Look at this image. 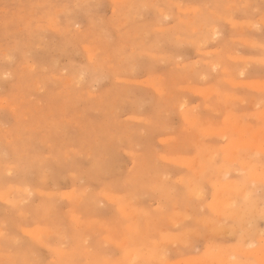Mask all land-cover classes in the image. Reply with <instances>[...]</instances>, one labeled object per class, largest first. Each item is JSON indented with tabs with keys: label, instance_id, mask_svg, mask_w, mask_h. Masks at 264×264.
<instances>
[{
	"label": "rangeland",
	"instance_id": "374dc122",
	"mask_svg": "<svg viewBox=\"0 0 264 264\" xmlns=\"http://www.w3.org/2000/svg\"><path fill=\"white\" fill-rule=\"evenodd\" d=\"M166 1L0 0V264H264V151L226 145L236 122L264 143V0ZM218 180L251 187L240 217Z\"/></svg>",
	"mask_w": 264,
	"mask_h": 264
},
{
	"label": "bare ground",
	"instance_id": "6f19581e",
	"mask_svg": "<svg viewBox=\"0 0 264 264\" xmlns=\"http://www.w3.org/2000/svg\"><path fill=\"white\" fill-rule=\"evenodd\" d=\"M123 1H124V0H123ZM165 1H166V0H165ZM167 1H168V0H167ZM167 1H166V2H167ZM254 2H255V1H254ZM168 5H169V4H168ZM171 5H172V4H171ZM175 5H176V3H175ZM236 5H237V4H236ZM176 6H177V5H176ZM234 9H235V8H234ZM227 10H228V8H227ZM229 10H230V9H229ZM187 11H188V10H187ZM189 11H190V10H189ZM177 12H178V11H177ZM236 12H237V10H236ZM257 12H258V11H257ZM178 13H179V12H178ZM244 13H245V12H244ZM253 15H254V13H253ZM163 16H164V15H163ZM225 18H227V17H225ZM228 19H229V18H228ZM222 20H223V19H222ZM224 21H225V19H224ZM189 22H190V21H189ZM191 22H192V21H191ZM258 22L260 23L261 21H258ZM236 23H237V22H236ZM253 23H254V22H253ZM263 24H264V23H263ZM257 26H258V25H257ZM213 27H214V26H213ZM248 27H249V26H248ZM248 27H247V28H248ZM67 28H68V27H67ZM185 28H186V27H185ZM189 28L191 29V27H189ZM208 28H209V27H208ZM234 28H235V27H234ZM254 28H255V27H254ZM158 29H159V28H157V30H158ZM54 30H55V29H54ZM160 30H161V28H160ZM239 30H240V29H239ZM245 30H246V29H245ZM254 30H255V29H254ZM209 31H210V30H209ZM256 31H257V30H256ZM258 32H259V31H258ZM236 33H237V32H236ZM243 33H245V32H243ZM253 33H254V32H253ZM211 34H212V33H211ZM215 35H216V34H215ZM217 35H218V34H217ZM246 35H247V34H246ZM246 35H245V36H246ZM210 37H211V36H210ZM255 37H256V36H255ZM212 39H213V38H212ZM205 40H206V39H205ZM182 41H183V40H182ZM210 41H211V40H210ZM190 42H191V41H190ZM212 42H213V41H212ZM251 42H252V41H251ZM194 44H195V43H194ZM246 44H247V47H248L250 43H249V44L246 43ZM252 44H253V43H252ZM252 44H251V45H252ZM232 45H233V44H232ZM197 46H198V45H197ZM237 46H238V45H237ZM240 46H241V45H240ZM243 46H244V45H243ZM254 46H255V45H254ZM254 46H253V47H254ZM244 47H245V46H244ZM249 47H250V46H249ZM249 47H248V49H249ZM83 48H84V47H83ZM90 49H91V48H90ZM251 49H252V48H251ZM211 51H212V50H211ZM232 51H233V50H232ZM208 52H209V50H208ZM212 52H213V51H212ZM212 52H211V53H212ZM235 53H237V52H235ZM206 54H207V53H206ZM238 54H239V53H238ZM139 55H140V54H139ZM162 55H163V54H162ZM88 57H89V56H88ZM165 57H166V56H165ZM89 58H90V57H89ZM229 58L231 59V57H229ZM233 58H234V57H233ZM233 58H232V59H233ZM168 59H169V58H168ZM232 59H231V60H232ZM235 59H236V58H235ZM251 59H252V58H250V60H251ZM259 59H260V58H259ZM259 59H257V60H259ZM236 60H238V59H236ZM241 60H242V59H241ZM247 60L249 61V59H246L245 61H247ZM252 60H253V59H252ZM255 60H256V59H255ZM253 61H254V60H253ZM262 61H263V60H262ZM262 61H261V62H262ZM191 62H192V61H191ZM250 63H252V62H250ZM104 64H105V63H104ZM206 64H207V63H206ZM256 64H257V63H256ZM256 64H255V65H256ZM187 66H188V65H187ZM210 66H211V65H210ZM261 66H262V65H261ZM106 67H108V66H106ZM227 68H228V67H227ZM244 68H245V67H244ZM263 68H264V67H263ZM213 69H214V68H213ZM181 70H182V69H181ZM246 70H247V69H246ZM190 71H191V70H190ZM219 71H220V70H219ZM222 71H223V70H222ZM241 72L243 73V71H241ZM231 75H232V74H231ZM238 75H239V74H238ZM241 75H242V74H241ZM243 75H244V74H243ZM151 76H152V75H151ZM233 76H234V75H233ZM238 77H239V76H238ZM161 79H162V78H161ZM202 79H203V78H202ZM239 79H240V78H239ZM225 80H226V79H225ZM227 80H228V79H227ZM232 80H233V79H232ZM127 82H128V81H127ZM135 82H136V81H135ZM237 82H238V81H237ZM254 82H256V81H254ZM139 83H140V82H139ZM229 83H231V82H229ZM234 83H235V82H234ZM239 83H240V82H239ZM248 83L250 84V82H248ZM260 83H261V82H260ZM260 83H258V84H260ZM158 84H159V83H158ZM227 84H228V83H227ZM236 84H237V83H236ZM253 84H255V83H253ZM238 85H240V84H238ZM146 87H147V86H146ZM174 87H175V86H174ZM177 87H178V86H177ZM181 87H182V86H181ZM181 87H179V88H181ZM249 87H250V86H249ZM162 88H163V87H162ZM196 88H197V87H196ZM184 89L187 90V91H189V90H188L189 88H188V89L184 88ZM197 89H199V88H197ZM211 89H212V88H209V91H210ZM166 90H167V89H166ZM190 90L192 91L193 88L190 89ZM212 90H215V88L212 89ZM212 90H211V91H212ZM194 91H195V90H194ZM194 91H192V92H194ZM199 91H200V90H199ZM203 91H204V90H203ZM211 91H210L209 93H211ZM200 93H201V92H200ZM209 93H208V94H209ZM215 93H216V92H215ZM83 94H84V93H83ZM216 94H217V93H216ZM226 94H227V92H226ZM206 95H207V94H206ZM209 95H210V94H209ZM209 95H208V96H209ZM214 95H215V94H214ZM92 96H93V95H92ZM95 96H96V95H95ZM204 96H205V95H204ZM235 96H236V95H235ZM96 97H97V96H96ZM127 97H128V96H127ZM160 98H161V97H160ZM230 98H231V97H230ZM263 98H264V97H263ZM216 99H217V98H216ZM1 100H2V99H1ZM130 100H131V99H130ZM204 100H205V99H204ZM209 100H210V98H209ZM228 100H229V98H228ZM231 100H232V99H231ZM238 100H239V99H238ZM131 101H132V100H131ZM163 101H165V100H163ZM168 101H169V100H168ZM181 101H183V100H181ZM235 101H236V100H235ZM183 102H184V101H183ZM211 102H212V101H211ZM214 102H216V101H214ZM227 102H228V101H227ZM263 102H264V101H263ZM163 103H164V102H163ZM261 103H262V102H261ZM173 104H174V103H173ZM232 104H233V103H232ZM240 104H241V102H240ZM183 105H184V104H183ZM202 105H203V104H202ZM240 106H241V105H240ZM174 107H175V106H174ZM233 107H234V106H233ZM235 107H236V105H235ZM176 108H177V107H176ZM207 108H208V107H207ZM228 108H229V107H228ZM9 109H10V108H9ZM187 110H188V109H187ZM189 110H190V109H189ZM211 110H212V109H211ZM214 110H215V109H214ZM262 110H263V109H262ZM234 111H235V109H234ZM175 112H176V111H175ZM209 112H210V111H209ZM259 112H260V111H259ZM263 112H264V111H263ZM263 112H262V114H263ZM171 113H172V112H171ZM186 113H187V112H186ZM215 113H216V112H215ZM165 114H166V113H165ZM192 114H193V113H192ZM230 114H231V113H230ZM262 114H261V115H262ZM232 115H233V114H232ZM232 115H231V116H232ZM259 115H260V114H259ZM229 116H230V115H229ZM229 116L227 115V116H224V117H225V118H226V117L230 118L231 116H230V117H229ZM235 116H236V115H235ZM263 117H264V115H263ZM263 117H262V118H263ZM184 118H185V117H184ZM228 118H227V119H228ZM146 119H147V118H146ZM187 119H188V118H186V120H187ZM137 120H138V119H137ZM147 120H148V119H147ZM196 120H197V119H196ZM210 120H211V119H210ZM228 120H229V119H228ZM232 120H234V117L232 118ZM232 120H230V121H232ZM237 120H238V119H237ZM237 120H236V121H237ZM262 120H263V119H262ZM66 121H67V120H66ZM115 121H116V120H115ZM234 121H235V120H234ZM239 121H240V120H239ZM194 122H195V121H194ZM211 122H212V121H211ZM211 122H210V123H211ZM240 122H241V121H240ZM207 123H208V122H207ZM233 123H234V122H233ZM241 123H242V122H241ZM211 124H212V123H211ZM236 124H237V125L235 126V127H236V130L238 131V133H240V134H239V138H238V139H233V137H232V138H230V139H231L230 141L227 139L229 142H228V141L226 142V145H227V143H230V144L232 143L231 145L233 146V148L237 149L236 152L233 151V152H234L233 155L236 156V154H237V157H238V159H239L241 156H238V153H237V152H238V149H239L240 147H241V148H244L245 146H248V147H251V146H252V147H254V148L257 149V150H258V149H261V150L264 151V143L261 141V139H258V138H259V135H260V132H259L258 130H259L260 128H259L257 131H255L256 133L253 132V134L255 133V134L253 135V136L255 137V141H250V140H253V139H250V140H249V139L247 138L246 133H245V130H244V129H245L244 126H243V127L240 126V125H239L240 123H237V122H236ZM202 125H203V124H202ZM202 125H201V126H202ZM251 127H252V126H251ZM229 128H230V127H229ZM248 128H250V126L247 127V129H248ZM209 129H212V131L214 130L213 128H210V127L208 128V130H207V127H206L205 130H206V131H210ZM215 129H216V127H215ZM220 129L223 131V133H224V130H225V129L228 130L227 127L223 128L224 130L222 129V127H221ZM250 129H251V128H250ZM250 129H249V130H250ZM195 130H196V129H195ZM218 130H219V129H217V131H218ZM221 130H219L218 132H217V131H213V133L210 132V134L212 133V134L214 135V133H217V136L220 137V134L222 133ZM230 130H231V129H230ZM230 130H229V131H230ZM249 130H248V131H249ZM0 131H1V130H0ZM82 131H83V130H82ZM199 131H200V130H199ZM220 131H221V133L218 134ZM231 131H232V130H231ZM263 131H264V130H263ZM141 132H142V131H141ZM200 132H202V131H200ZM195 133H196V132H195ZM203 133H204V132H203ZM206 133H207V132H206ZM208 133H209V132H208ZM226 133H228V131H226ZM229 133H230V132H229ZM251 133H252V132H251ZM224 134H225V133H224ZM229 135H231V134H229ZM251 135H252V134H251ZM224 136H225V135H224ZM227 136H228V135H227ZM194 137H195V136H194ZM215 137H216V136H215ZM261 137H263V136H261ZM166 138H167V137H166ZM196 138H197V137H196ZM223 138H224V137H223ZM163 139H164V138H163ZM168 139H169V138H168ZM128 141H129V140H128ZM163 141H164V140H163ZM163 141H162V142H163ZM167 141H168V140H167ZM170 141H171V140H170ZM195 142H196V141H195ZM224 142H225V141H224ZM196 144H197V143H196ZM228 145H229V144H228ZM228 145H227V146H228ZM206 146H208V145H206ZM221 146H222V145H220V147H221ZM227 146H226V147H227ZM200 147H201L200 152H202V148H203V147H202V146H200ZM210 147H211V146H210ZM226 147H225V148H226ZM238 147H239V148H238ZM248 147H246V148H248ZM223 148H224V147H222V149H223ZM228 148H229V147H228ZM233 148H232V150H233ZM246 148H245V149H246ZM254 148H253L252 150H254ZM204 149H206V148H204ZM204 149H203V150H204ZM212 149H213V146H212ZM229 149H230V148H229ZM245 149H244V150H245ZM209 150H210V149H209ZM213 150H214V149H213ZM219 150H220V149H219ZM232 150H231V151L229 150V151H230V153H228L229 155L232 153ZM240 150H241V149H240ZM252 150H251V151H252ZM257 150H255V151H257ZM204 151H205V150H204ZM226 151H227V149H226ZM248 151H249V149H248ZM248 151H247V152H248ZM208 152H210V151H208ZM214 152H215V151H214ZM214 152H213V153H214ZM241 152H242V150H241ZM241 152H240V153H241ZM245 152H246V150H245ZM204 153H205V152H204ZM210 153H211V152H210ZM213 153H212V156H213L216 152H215L214 154H213ZM235 153H236V154H235ZM250 153L253 155V152H250ZM250 153H249V155L247 154L248 156H246V157L249 158V156H251ZM254 153H256V152H254ZM258 153H260V152H257V155H258ZM167 154H168V153H167ZM198 154H199V153H198ZM198 154H196V155H198ZM205 154H206V153H205ZM169 155H170V154H169ZM199 155H200V154H199ZM233 155H232V158H233ZM245 155H246V153H245ZM259 155H260V154H259ZM154 156H155V155H154ZM204 156H205V155H204ZM209 156H211V155L209 154ZM212 156H211V158H212ZM216 156H217V155H216ZM224 156H225V155H224ZM242 156L244 157V155H242ZM178 157H179V156H178ZM197 157H199V156H196V158H197ZM202 157H203V156H202ZM207 157H208V156H207ZM229 157H230V156H229ZM229 157H228V159H229ZM237 157H236V158H237ZM246 157H245V158H246ZM253 157L255 158V154L253 155ZM257 157H259V156H257ZM185 158H187V157H185ZM204 158H205V157H204ZM225 158H226V156L223 157V160H224ZM230 158H231V157H230ZM248 158H247V160H248ZM259 158H260V157H259ZM170 159H171V158H170ZM180 159H181V158H180ZM180 159H179V160H180ZM200 159H201V158H200ZM233 159H235V157H234ZM243 159H244V158L241 157V159H240L241 162H244V161H242ZM250 159H251V158H250ZM161 160H162V158H161ZM179 160H177V162H178ZM185 160L188 161V159H185ZM194 160H195V159H194ZM208 160H209V159H208ZM208 160H207V162H208ZM223 160H222V161H223ZM229 160H231V159H229ZM229 160H228V161H229ZM244 160H245V159H244ZM247 160H246V162H247V164H249V163H250V162H249L250 160H249V161H247ZM251 160H252V159H251ZM254 160H255V159H254ZM182 161H183V160H182ZM196 161H197V160H196ZM210 161H211V160H210ZM226 161H227V158H226ZM226 161H225V162H226ZM228 161L226 162V164L228 163ZM231 161H232V160H231ZM236 161H237V160H236ZM252 161H253V160H252ZM180 162H181V161H179V163H180ZM199 162H200V161H199ZM199 162H198V164H199ZM205 162H206V160H205ZM205 162H204V163H205ZM207 162H206V163H207ZM211 162H212V161H211ZM225 162H224V163H225ZM234 162H235V161H233V163H234ZM238 162H239V160H238ZM248 162H249V163H248ZM260 162H261V161H260ZM260 162H259V163H260ZM182 163H183V162H182ZM182 163H181V164H182ZM189 163H190V161L188 162V164H189ZM201 163H202V162H201ZM212 163H213V162H212ZM224 163H222V164H224ZM235 163H236V162H235ZM239 163H240V162H239ZM251 163L254 164V161L251 162ZM174 164H176V163H174ZM185 164H186V163H185ZM207 164H208V163H207ZM210 164H211V163H210ZM231 164H232V163H231ZM253 164H252V165H253ZM256 164H257V163H255V164L253 165V167H254ZM178 165H179V164H178ZM182 165H184V163H183ZM193 165H194V163H193ZM200 165H201V164L198 165L199 170H201V169H200ZM205 165H206V164H204V165L202 164V165H201V166H203L202 171L204 170ZM211 165H212V164H211ZM224 165H225V164H224ZM224 165H223V166L221 165V170H222V167H224ZM190 166H191V165H190ZM190 166H189V168H190ZM227 166H228V165H227ZM227 166H226V168L228 169ZM258 166H259V165L257 164L256 167H258ZM209 167H210V166H209ZM246 167H249V168H250V174H252V179L250 178V180H247V181H251V182H248L249 185L252 184V182H254V180L256 181V179H258V180L256 181V182H258V183H257L258 185H259V183L262 184L263 182H260L259 180L264 181V172H263V173H258V172H257L255 169H253V167L250 166V165H248V166H246ZM251 167H252V169H251ZM193 168H194V166H193ZM193 168H192V169H193ZM212 168H213V166H212ZM224 168H225V167H224ZM226 168H225V171L222 170L221 172L223 173V171H224V173H227L228 170L230 171V168H229L228 170H226ZM249 168H248V169H249ZM242 169L244 170L243 165H242ZM242 169H240V170H235L234 173H237L236 171H240V173H241V170H242ZM248 169L246 168L245 170H248ZM259 169H260V167H259ZM193 170H194V169H193ZM193 170H192V171H193ZM243 170H242V171H243ZM197 171H198V170H197ZM205 171H206V170H205ZM207 171H208V169H207ZM214 171H215V170H214ZM219 171H220V170H219ZM226 171H227V172H226ZM231 171L233 172L234 170H231ZM194 172H196V170H195ZM200 172H201V171H200ZM215 172H216V171H215ZM221 172H219L220 174H219V173H218V174L222 176V173H221ZM243 172H244V171H243ZM197 173H198V172H197ZM202 173H203V172H202ZM212 173H214V172L212 171ZM212 173H210V174H212ZM224 173H223V174H224ZM228 173L231 174L230 172H228ZM228 173H227V174H228ZM234 173H233V174H234ZM238 173H239V172H238ZM240 173H239V174H240ZM248 173H249V172H248ZM248 173H247V174H248ZM192 174H193V173H192ZM218 174H217V178H218V177H221V176H219ZM227 174H226V175L224 174L223 176L226 177ZM250 174H248V175H250ZM195 175H196V174H195ZM199 175H200V174H198V176H199ZM242 175H243V174H242ZM242 175H241V176H242ZM223 176H222V177H223ZM246 176H247V175H246ZM222 177H221V178H222ZM242 177H243V176H242ZM156 178H157V177H156ZM212 178H214V177H212ZM244 178H245V177H244ZM223 179H224V178H223ZM181 180H182V179H181ZM190 180H191V179H190ZM190 180H189V181H190ZM216 180H217V179H216ZM219 180H220V179H219ZM219 180H218V181H219ZM229 180H230V179H229ZM229 180H228V181H222V180H221L222 182H220V181L218 182V181H217L216 186H213V187H215V191L213 192V193H215V195L213 194V195H214V199H213V200L211 199V200H212V203H209V204H211L210 207L214 210V214L217 213V214L221 215V217H226V218H228V219H227L228 221L230 220L229 218L233 219V217H240V216H241V212H242V211L240 212V211L237 209V205L235 204V203H237V202H235L236 200H234L230 195H233V197H234V195H241L242 192H243L242 188H244V185H247V184H248V183H247V184H244V185H242L243 187H240V186H238V185H240V184H239V181H238V183H235V182H232V181H229ZM235 180H236V179H235ZM243 180H244V179H243ZM196 181H197V180H196ZM247 181H246V182H247ZM155 182H156V181H155ZM204 182H205V181H204ZM256 182H254L255 186H256ZM193 183H194V181H193ZM195 183H196V182H195ZM197 183H198V182H197ZM197 183H196V185H194V189H195V187H196V188H197V187H198V188H199V187H200V188L202 187V186H197ZM49 184H50V183H49ZM152 184H153V183H152ZM152 184H151V185H152ZM199 184H200V182H199ZM261 184L259 185V187L261 186ZM148 185H149V184H148ZM151 185H149V186H151ZM190 185H191V184H190ZM201 185H202V184H201ZM213 185H214V184H213ZM252 185H253V184H252ZM258 185H257V186H258ZM159 186H160V185H159ZM165 186H166V185H165ZM255 186H254V188L252 187L253 190H255ZM154 187H155V186H154ZM154 187L152 186L153 189H155ZM162 187H163V186H162ZM162 187H161V188H162ZM245 187H248V185L245 186ZM259 187H257V188H259ZM198 188H197V189H198ZM200 188H199V190H202V188H201V189H200ZM158 189H159V188H158ZM162 189H164V187H163ZM244 189H245V188H244ZM248 189H249V190H248ZM250 189H251V187H248V188H246L245 190H246L247 193H248V192L250 191ZM199 190H198V192H199ZM213 190H214V188H213ZM245 190H244V191H245ZM253 190H252V191H253ZM256 190H257V189H256ZM26 191H27V190H26ZM99 192H100V191H99ZM189 192H190V191H189ZM196 192H197V191H196ZM196 192L193 191V194H192V195H194V193H196ZM198 192H197V194H198ZM41 193H42V192H41ZM237 193H239V194H237ZM240 193H241V194H240ZM244 193H245V192H244ZM244 193H243V196H244L245 194H246V197L250 196V194L247 195V193H245V194H244ZM249 193H251V192H249ZM49 194H50V193H49ZM72 194H73V193H72ZM226 194H229V197H231V198H229L228 196H226ZM252 194H253V193H252ZM199 195H200V194H199ZM199 195H197V196H199ZM213 195H212V196H213ZM4 196H5V198L8 197V196H6V194H5ZM62 196H63V195H62ZM66 196H67V195H66ZM74 196H75V195H74ZM203 196H204V195H203ZM212 196H210V197H212ZM241 196H242V195H241ZM241 196H240V197H241ZM243 196H242V197H243ZM254 196H255V195H253V197H252V195H251L252 198H255ZM68 197H69V196H68ZM106 197H107V196H106ZM117 197H118V196H117ZM235 197H236V196H235ZM238 197H239V196H238ZM238 197H237V198H238ZM114 198H115V197H114ZM114 198H112V199L114 200ZM186 198H187V197H186ZM232 199H233V200H232ZM249 200H250V199H249ZM249 200H248V201H249ZM251 200H252V199H251ZM232 201H233V202H232ZM248 201L246 200V203H247ZM243 202H244V201H243ZM256 202H257V201H256ZM256 202H255V203H256ZM255 203H254V204H255ZM260 203H261V202H260ZM176 204H177V202H176ZM202 204H203V203H202ZM209 204H208V206H209ZM241 204H242V203H241ZM249 204H250V202H249ZM257 204H258V202H257ZM174 205H175V204H174ZM261 205H262V204H261ZM261 205H259V206H261ZM200 206H201V205H200ZM239 206H240V205H239ZM245 206H246V205H245ZM251 206H252V205H251ZM251 206H250V207H251ZM254 206H255V205H254ZM254 206H253V208H254ZM256 206L258 207V205H256ZM120 207H121V206H120ZM194 207L196 208V206H194ZM263 207H264V204H263ZM263 207H262V208H263ZM122 208H123V207H122ZM122 208H121V209H122ZM211 208H210V209H211ZM240 208H241V206H240ZM255 208H256V207H255ZM175 209H176V208H175ZM208 209H209V208H208ZM210 209H209V210H210ZM257 209H259V208H257ZM260 209H261V208H260ZM260 209H259V210H260ZM263 209H264V208H263ZM263 209H262V210H263ZM118 210H119V209H118ZM122 210H123V209H122ZM122 210H121V211H122ZM185 211H186V210H185ZM191 211H192V210H191ZM200 211H201V209H200ZM245 211H246V209H245ZM245 211H244V212H245ZM252 211H253V210H252ZM252 211H251V212H252ZM124 212H125V211H124ZM163 212H164V211H163ZM212 212H213V211H212ZM215 212H216V213H215ZM244 212H243V214H244ZM254 212H255V211H254ZM256 212H257V211H256ZM259 212L261 213V211H259ZM259 212H258V213H259ZM260 213H259V214H260ZM212 214H213V213H212ZM255 214H256V213H255ZM255 214H254V215H255ZM262 214H263V212H262ZM262 214H260V217H261ZM219 215H218V218H219ZM246 215H247V213H246ZM254 215H252V216L250 215L249 217L252 218ZM257 215H258V214H257ZM257 215H255V216H257ZM255 216H254L252 219H255V221H257L256 218H255ZM262 217H263V216H262ZM184 218H185V217H184ZM195 218H196V217H195ZM258 218H259V217H258ZM173 219H175V217H174ZM197 219H201V217L199 216ZM220 219H221V218H220ZM220 219H219V220H220ZM238 219H239V218H238ZM246 219H247V218H246ZM170 220L172 221V218H171ZM176 220H177V219H176ZM208 220H209V219H208ZM208 220H206V221H208ZM215 220H216V219H215ZM224 220H225V219H224ZM234 220H236V219H234ZM234 220H233V222H234ZM260 220H262V219H260ZM171 221H169V222H171ZM181 221H182V220H181ZM181 221L178 222L179 224H178L177 222H176L177 224H176V223H175V224L180 226V222H181ZM210 221H212V219H211ZM210 221H208V224H209V225L212 224V227L215 226L216 224L218 225V221H217V222H212V223H211ZM213 221H214V220H213ZM236 221H237V220H236ZM243 221H244V218H243ZM253 221H254V220H253ZM134 222H135V221H134ZM195 222L197 223V221H195ZM202 222H203V221H202ZM221 222H222V221H221ZM240 222H242V221H240ZM250 222H251V221H250ZM165 223H166V222H165ZM173 223H174V220H173ZM213 223H215V224L213 225ZM236 223H237V222H236ZM248 223H249V222H247V224H248ZM251 223H252V222H251ZM168 224H170V223H168ZM175 224H173V226H174ZM198 224H199V222H198ZM201 224H203V223H201ZM201 224H200V226H201ZM219 224H221V223H219ZM222 224H223V222H222ZM226 224H227V223H226ZM237 224H239V223H237ZM241 224H242V223H241ZM247 224H246V225L243 224V225H241V226H244V225H245V227H246ZM217 225H216V226H217ZM233 225H234V224H233ZM249 225H250V224H249ZM249 225H248V226H249ZM252 225H253V223H252ZM202 226H203V225H202ZM204 226H205V225H204ZM207 226H208V225H207ZM207 226H206L205 228H207ZM216 226H215V228H214L215 230H217V228H218V227L216 228ZM218 226H219V228L221 229L220 225H218ZM221 226H222V225H221ZM234 226H237V227H238V225H234ZM248 226H247V227H248ZM127 227H128V226H127ZM135 227H136V226H135ZM160 227H161V226H160ZM175 227H177V226H175ZM182 227H183V226H182ZM184 227H185V226H184ZM194 228H195V227H194ZM225 228H227V227H225ZM234 228H235V227H234ZM240 228H241V227H240ZM250 228H251V227H250ZM250 228H249V230H250ZM132 229H133V228H132ZM189 229H190V228H189ZM229 229H230V228H229ZM229 229H227V230H229ZM251 229H252V228H251ZM22 230H25V229H22ZM134 230H135V229H134ZM162 230H163V229L161 228V231H162ZM186 230H187V229H186ZM212 230H213V229H212ZM233 230H234V229H233ZM241 230H242V229H241ZM263 230H264V229H263ZM27 231H28V230L26 229V232H27ZM165 231H167V230H165ZM193 231H196V230L194 229ZM242 231H245V230H242ZM28 232H29V231H28ZM30 232H31V231H30ZM191 232H192V231H191ZM220 232H221V231H219L218 234H219ZM228 232H229V231H228ZM231 232H232V231H231ZM253 232H254V231H253ZM260 232H261V231H260ZM39 233H40V232H39ZM125 233H126V232H125ZM166 233H167V232H166ZM223 233H224V232H223ZM238 233H239V231H238ZM241 233H242V232H241ZM247 233H248V232H247ZM249 233H250V232H249ZM262 233H263V231L260 233V235H262ZM208 234H209V233H208ZM225 234H226V233H225ZM164 235H165V234H164ZM169 235H170V233H169ZM213 235H214V234H213ZM215 235H217V233H216ZM245 235H246V234H245ZM245 235H244V236H245ZM247 235H248V234H247ZM167 236H168V235H167ZM224 236H225V235H224ZM33 237H34V236H33ZM176 237H177V236H175V238H176ZM241 237H242V236H241ZM253 237H254V236H253ZM262 237H264V236H262ZM163 238H164V237H163ZM175 238L172 237V238H171L172 240H170V243H171V241L173 242V241H174L173 239H175ZM178 238H180V236H178L177 239H178ZM196 238H197V237H196ZM213 238H215V237H213ZM220 238H221V237H220ZM246 238H248V237L246 236ZM249 238H250V237H249ZM249 238H248V240H249ZM254 238H255V237H254ZM254 238H253V240H254ZM127 239H128V238H127ZM127 239H124L123 242H125ZM164 239H165V238H164ZM169 239H170V238H169ZM244 239H245V238H244ZM251 239H252V237H251ZM259 239H261V238H259ZM240 240H242V239H240ZM262 240H263V239H262ZM148 241H149V240H148ZM176 241H178V240H176ZM180 241H181V239L179 240V242H180ZM259 241H260V240H259ZM263 241H264V240H263ZM126 242H128V241H126ZM166 242H167V241H166ZM206 242H207V241H206ZM227 242H228V241H227ZM252 242H253V241H252ZM160 243H162V242L160 241ZM174 243H175V242H174ZM123 244H124V243H123ZM126 244H127V243H126ZM126 244H125V245H126ZM167 244H168V243H167ZM211 244H212V243H211ZM220 244H221V243H220ZM244 244H246V243H244ZM244 244H243V245H244ZM247 244H248V243H247ZM253 244H254V243H253ZM157 246H158V245H157ZM170 246H171V245H170ZM214 246H215V245H214ZM216 246H218V245H216ZM223 246H224V245H223ZM223 246H222V247H223ZM227 246H228V245H227ZM244 246H245V245H244ZM249 246H250V244H249ZM126 247H127V246H126ZM222 247H221V250L223 249ZM224 247H225V246H224ZM238 247H239V245H238ZM245 247L247 248V246H245ZM157 248H158V247H157ZM173 248H174V247H173ZM204 248H205V247H204ZM212 248H213V246H210L211 251L213 250ZM219 248H220V247H219ZM219 248H216V247H215L214 250H215V251H216V249L219 250ZM258 248H259V247H258ZM130 249H131V248H130ZM143 249H144V248H143ZM177 249H178V248H177ZM206 249H207V248H206ZM228 249H229V248H228ZM234 249H235V247H234ZM239 249H240V247H239ZM239 249H236V250H237V253L239 252V251H238ZM263 249H264V247H263ZM127 250H129V249H127ZM131 250H132L134 253H137V252L135 251V249H131ZM157 250H158V251H157V253H158V252H159V249H157ZM164 250H165V249H164ZM170 250H171V249H170ZM175 250H176V248H175ZM251 250H253V249H251ZM256 250H257V248H256ZM258 250H259V249H258ZM261 250H262V249H261ZM261 250H260V251H261ZM138 251H139V250H138ZM143 251H145V249H144ZM204 251H205V249H204ZM215 251H214V252H215ZM227 251H228V250H226V252H225V250H224V253L221 252L222 255L220 254V251H218L219 253L217 252L218 254H210V253H209V255H210V257H212V259H214V260H218V261H220L222 264H241L240 261H237V260H231V259L235 258V257L232 258V255H231V253H230V251H233V248L230 249L228 252H227ZM133 252H131V253L133 254ZM241 252H242V251H241ZM245 252H246V250H245ZM131 253H130L129 255H131ZM145 253H146V251H145ZM147 253H149V252L147 251ZM157 253H156V254H157ZM180 253H181V252H180ZM212 253H213V252H212ZM237 253H236V254H237ZM247 253H251V254H253L252 252H248V251H247V252H246V255H247ZM257 253H259V252L256 251V254H257ZM158 254H159V253H158ZM160 254H161V253H160ZM243 254H244V253H243ZM254 254H255V252H254ZM263 254H264V253L261 252L262 258H263ZM140 255H142V254H140ZM150 255H151V254H150ZM207 255H208V254H207ZM261 255H260V256H261ZM133 256H134V255H133ZM133 256H132V258H133ZM135 256H137V254H136ZM135 256H134V257H135ZM138 256H139V255H138ZM142 256H143V255H142ZM142 256H140V257H142ZM161 256H162V254H161ZM260 256H259V257H260ZM247 257H248V255H247ZM130 258H131V257H130ZM135 258H136V257H135ZM138 258H139V257H138ZM138 258H136V260H137ZM146 258H147V257H146ZM148 258H149V257H148ZM206 258H207V257H206ZM262 258H261V259H262ZM152 259H154V257H153ZM160 259H161V257H160ZM160 259H159V261H161ZM199 259H200V258H198L197 260H199ZM235 259H236V258H235ZM129 260H131V259H129ZM163 260H164V259H163ZM165 260H166V259H165ZM183 260H184V259H183ZM133 261H134V260H133ZM185 261H186V260H185ZM134 262H136V261H134ZM175 262H176V261H175ZM180 262H182V261H180ZM192 262H193V261H190V262L187 261L188 264H189V263L191 264ZM199 262H202V264H206V263L209 264V263H208V259H204V256H203V259H202L201 261H199ZM248 262H249V261H248ZM259 262H260V258H259ZM131 263H133L132 260H131ZM182 263H183V262H182ZM193 263H194V262H193ZM193 263H192V264H193ZM196 263H198V262H196ZM212 263H213V262H212ZM245 263H246V262H245ZM170 264H172V263H170ZM176 264H177V262H176ZM184 264H186V262H185ZM213 264H214V263H213ZM215 264H216V263H215ZM243 264H244V263H243ZM248 264H251V262H249Z\"/></svg>",
	"mask_w": 264,
	"mask_h": 264
}]
</instances>
